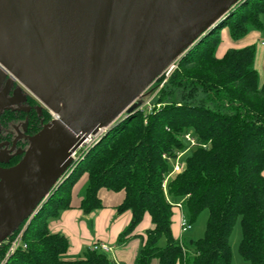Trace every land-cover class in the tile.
<instances>
[{"label": "trees", "instance_id": "trees-1", "mask_svg": "<svg viewBox=\"0 0 264 264\" xmlns=\"http://www.w3.org/2000/svg\"><path fill=\"white\" fill-rule=\"evenodd\" d=\"M264 0H243L228 16L178 60L164 84L149 87L150 111L137 108L81 148L69 176L60 183L31 222L23 223L0 245L2 264H120L106 252L87 248L83 257L65 259L68 238L51 232L49 220L74 208L73 190L85 175L77 208L88 214L104 205L98 191L123 192L116 206L131 218L117 243L138 240L135 264H232L230 234L241 225L239 252L250 264H264V77L253 66L254 44L216 49L227 30L237 43L250 31L263 29ZM264 72V60H263ZM148 91V90H147ZM4 114V120L25 119V133L34 135L52 120L48 109L34 106ZM190 133L194 144L185 135ZM26 145V144H25ZM183 152V169L171 173ZM24 150L16 154L15 165ZM180 203V207L177 206ZM193 223L205 209L202 237L184 242L172 233L175 209ZM148 216L151 226L138 231ZM22 231L25 247L6 257L12 239ZM164 237L165 245L159 241ZM98 242V241H97Z\"/></svg>", "mask_w": 264, "mask_h": 264}, {"label": "water", "instance_id": "water-1", "mask_svg": "<svg viewBox=\"0 0 264 264\" xmlns=\"http://www.w3.org/2000/svg\"><path fill=\"white\" fill-rule=\"evenodd\" d=\"M242 1L0 0V66L53 115L15 165L0 167V245L69 176L72 153L140 107Z\"/></svg>", "mask_w": 264, "mask_h": 264}, {"label": "rangeland", "instance_id": "rangeland-1", "mask_svg": "<svg viewBox=\"0 0 264 264\" xmlns=\"http://www.w3.org/2000/svg\"><path fill=\"white\" fill-rule=\"evenodd\" d=\"M261 20L263 23V29L260 31H250L252 32L251 34H249V38L246 41L247 43H252L255 46V56H254V62H253V66L256 69L257 73H258V82L261 84L263 81V77H264V72H263V57L262 60L260 62V56L264 54V46L261 45V42L264 41V13L261 15ZM248 36L245 37V39ZM254 39V40H252ZM226 44L223 41L222 44L217 47L216 49V54H217V50L218 48H222L224 47ZM238 45V44H236ZM263 48V50H262ZM261 51V54H260ZM177 64V62H176ZM174 69V68H173ZM172 69V70H173ZM169 76V75H168ZM167 76V77H168ZM165 76H162L158 79H156L150 87H152L153 85L155 86L158 83V86H160V82L164 79ZM166 77V79H167ZM157 90L154 92H151L150 89H148V91L146 90V94L143 98V102L149 100L150 104L152 105V107L149 109L148 107L144 106L143 109H146L148 111H150L151 109L154 108V106H157V104L153 103L154 102V96L156 95ZM14 107H20L21 103L19 102H12L11 103ZM23 127H24V122L21 121H16L13 123V132L15 134V136H19L22 134L23 132ZM29 145V144H28ZM9 148V151H12V146H0V155H3L5 153V150ZM17 150V148L15 147L14 151ZM184 161V158L182 159V162ZM86 184V176L83 175L79 181L76 184V192L78 193V196H81L84 190V186ZM105 190V189H104ZM109 191V190H107ZM75 192V191H74ZM111 192V191H109ZM102 203L104 204V207L99 208L100 210H103V212L107 213V220L106 222L103 224V230H104V235L109 236L111 233L112 228H114V226H116L117 224H119V222L121 221V218H123L121 216H118L119 213L116 210V204L112 203V200L107 199L105 196L104 198L101 197ZM97 209V210H99ZM95 214H97L99 211H94ZM82 215L80 216L81 219L78 220V226H79V231L77 234H73L72 236H68V241H69V247H73L74 243L73 241L75 239L80 240L79 244H80V251L76 254L75 257L79 258V257H83V253L87 250V248H89L90 245H92L94 242H97L96 238L98 235L96 226H95V219H94V215H91L89 213L85 214V213H81ZM84 215L86 217H84ZM208 218V211L207 209L203 210L198 217L196 218V220L191 223L190 228L186 229V230H182L180 223L182 221V219H184L185 221L189 222V218L186 215V213L184 212V210L177 208L175 209L173 218H172V223H171V229H172V233L174 236L180 238L182 241L184 242H189L190 240H195L198 239L199 237H202L205 231V225H206V221ZM51 220V219H50ZM84 220V221H82ZM82 222H83V226H82ZM129 222V221H128ZM121 224V223H120ZM128 223L125 224V226H123L121 228V230L119 231L118 235L121 233V231L126 227ZM151 226V221L149 219L148 216H146L143 220V222L139 225L138 227V231H144L145 228L150 227ZM89 233V237H85V235H83L82 233ZM241 225H240V220L237 219L236 222L233 225L231 234H230V245H231V252H232V264H250L247 260H245L240 252H239V242L241 240ZM117 235V238H118ZM165 238L162 237L159 241V245L163 246L165 245ZM112 242H109L107 240V245H109L111 247L109 252H106L110 257H112L113 255V251L115 247H119L121 244L117 243V239L116 242H114V244H111ZM140 249V243H139V247L137 250V254L139 252ZM68 252V251H67ZM66 255V253L64 254V256ZM136 257V256H135ZM134 262H135V258H134ZM150 264H157V260L153 259L151 261ZM179 264V263H177Z\"/></svg>", "mask_w": 264, "mask_h": 264}, {"label": "crops", "instance_id": "crops-1", "mask_svg": "<svg viewBox=\"0 0 264 264\" xmlns=\"http://www.w3.org/2000/svg\"><path fill=\"white\" fill-rule=\"evenodd\" d=\"M251 33L252 32L248 33L247 35L248 37L246 39L244 38L241 41L234 43L230 40L227 30L223 29L221 32V42L219 46L222 44L223 41L225 42L226 45L222 48H218L216 55L218 57H221L223 53L230 47L238 48V47H242L244 45L250 44V43H247L246 41L248 40L249 34ZM262 42H261V45H263ZM260 54H261V51H260ZM262 57L264 60V54L263 56L262 55L260 56V62L262 60ZM263 174H264V170H263ZM98 195L100 198L101 197L104 198L105 196L107 199L112 200L111 202L116 204V206L122 201L123 196H124L123 192H113V191L109 192L106 189L104 190V188H101L98 191ZM79 200H80V196H78V193L76 192V185H75L74 190H73V197H72V204L75 207L63 210L60 212V214L57 217L49 220L48 227L51 232H58V233L64 234L66 237L72 236L73 234L78 233L79 231V226L77 225L78 220L81 219L80 218V216L82 215L81 213H84L81 209L76 207L79 203ZM95 211H99V212L95 214V212L93 211V212H90V214L94 215V219L96 221L95 226L98 232V235H96L97 236L96 240L99 242H104L106 244L108 240L109 242H112L111 244H114V242H116L119 231L130 220L131 218L130 212H124L118 215V216H121V215H124V216H122L123 218H121V221L119 222V224H117L116 226H114V228H112L110 235L107 236V235H104V230H103V224L107 220V213L103 212V210H100V209L95 210ZM84 217L86 216L84 215ZM82 226H83V222H82ZM82 234L85 235V237L90 236L88 232L82 233ZM79 242L80 240L75 239L73 241L74 246L72 248L68 247V250H67L68 252H66V255L64 256L65 259H77V257L75 256L80 251V247H81ZM138 247H139L138 240H132L127 243L121 244L119 247L114 248L112 258H114L120 264H135L134 258L137 255Z\"/></svg>", "mask_w": 264, "mask_h": 264}, {"label": "flooded vegetation", "instance_id": "flooded-vegetation-1", "mask_svg": "<svg viewBox=\"0 0 264 264\" xmlns=\"http://www.w3.org/2000/svg\"><path fill=\"white\" fill-rule=\"evenodd\" d=\"M31 99L35 101L34 106L39 112L45 108L37 97L0 66V146H12V151L7 148L5 153L0 155V167H10L9 163L13 157L22 150L25 152L29 144L28 137L30 136L25 133V119L4 120L3 115L14 114L21 109L28 110L31 107ZM15 101L21 103V106L14 107L11 103ZM21 120L24 122L23 132L21 135L15 136L13 123ZM15 147L17 150L14 151Z\"/></svg>", "mask_w": 264, "mask_h": 264}, {"label": "built area", "instance_id": "built-area-1", "mask_svg": "<svg viewBox=\"0 0 264 264\" xmlns=\"http://www.w3.org/2000/svg\"><path fill=\"white\" fill-rule=\"evenodd\" d=\"M262 44L264 45V41L262 42ZM176 62L177 60H174L160 75L158 78L165 76L164 79L160 82V86H162L164 84V82L166 81V77L170 74V72L172 71L173 68L176 67ZM157 78V79H158ZM148 90V89H147ZM144 106L148 107L149 109L152 107V105L150 104L149 100L143 102L142 105H140V107L138 108H143ZM101 134H96V135H92L89 139H87L84 143L83 146H81L80 148H78L75 152L72 153L71 158H72V162L74 160L77 159L78 156V152L80 151L81 148H85L87 147L92 141H94L96 138H98ZM185 139L190 143V144H194V138L191 136L190 133H187L185 135ZM183 155V152H180L178 154V156L176 157L175 160H173V164H172V171L171 173H177L180 172L183 169V162L181 161V156ZM177 206L180 207V203H177ZM180 226L182 228V230H186L188 228H190V223L188 221H185L184 219H182ZM25 247L26 244L22 242V231L19 232L11 241L10 246L8 248V251L6 252V257L10 254H12L18 247ZM89 249L91 250H98V251H102V252H109L111 247L109 245H107L104 242H94L92 245L89 246Z\"/></svg>", "mask_w": 264, "mask_h": 264}]
</instances>
